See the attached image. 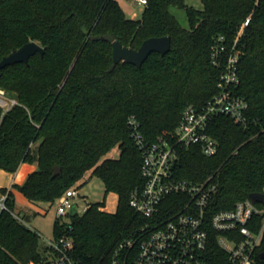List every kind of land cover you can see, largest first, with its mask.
<instances>
[{
  "label": "trees",
  "instance_id": "1",
  "mask_svg": "<svg viewBox=\"0 0 264 264\" xmlns=\"http://www.w3.org/2000/svg\"><path fill=\"white\" fill-rule=\"evenodd\" d=\"M201 1L197 9L186 0H148L141 16L132 18L119 0H0V60L32 40L45 49L28 63L0 69V86L21 102L0 123V168L15 172L37 163L22 184H14L31 202L54 204L88 176L118 196L113 212L98 201L70 214L71 255L79 264H110L116 246L149 221L129 203L131 192L144 185L129 117L151 143L176 128L187 105L202 109L217 93L224 68L213 64V47L223 36L230 49L241 30L237 92L248 102L247 123L215 116L208 132L218 152L208 157L196 145H179L175 173L191 181L213 175L218 190L211 211L263 190L264 0ZM172 7L185 9L188 27ZM111 32L133 48L148 37L170 35L171 49L152 52L141 67L121 61L109 71L112 43L100 36ZM116 146L119 156L107 157ZM56 166L61 173L53 175ZM178 197L184 199L172 194L168 200ZM13 205L10 190L9 210L0 214V264L40 260V235L13 215ZM60 221L58 216L55 237L69 233ZM261 251L264 232L255 264H264Z\"/></svg>",
  "mask_w": 264,
  "mask_h": 264
},
{
  "label": "built area",
  "instance_id": "2",
  "mask_svg": "<svg viewBox=\"0 0 264 264\" xmlns=\"http://www.w3.org/2000/svg\"><path fill=\"white\" fill-rule=\"evenodd\" d=\"M137 1L145 5L148 0ZM241 32L230 49L223 36L218 38L212 52L213 64H224L218 91L202 109L187 105L172 132L165 131L157 140L146 142L135 116L129 117L132 136L141 150L144 178L143 187L131 192L129 203L149 221L136 237L124 239L116 246L110 264L256 263L264 232V187L261 191L263 201L249 197L237 201L232 208L211 211L218 190L213 175L202 181H191L175 173L179 145H196L208 157L218 152V141L208 132L215 116L226 115L236 123H247L248 102L237 92L239 50L235 46ZM17 105H21L19 99L0 86V123ZM9 192L10 189L0 196V214L9 210ZM172 194L184 195V199L168 200ZM78 195L79 188L73 186L59 198L57 214L60 218L70 215L73 207L77 209L74 198ZM60 223L68 225L69 233L49 240L48 249L53 257L25 264H79L71 255L73 240L69 234L72 226L70 222Z\"/></svg>",
  "mask_w": 264,
  "mask_h": 264
},
{
  "label": "rangeland",
  "instance_id": "3",
  "mask_svg": "<svg viewBox=\"0 0 264 264\" xmlns=\"http://www.w3.org/2000/svg\"><path fill=\"white\" fill-rule=\"evenodd\" d=\"M122 7L125 9L128 16L136 12L138 17L141 16L144 4L137 0H119ZM189 6L197 9L203 8L201 0H186ZM171 11L176 15L180 23L184 27H188V20L184 8L172 7ZM35 144L34 150L36 148ZM120 149L118 146L112 149L107 157H118ZM36 162L23 163L17 171L10 172L0 168V196L10 189L14 196L13 213L31 229L39 233L38 251L42 259H50L53 253L48 249L49 240L54 238V223L57 214V205L59 199L54 204L48 202H31L16 188L14 184H22L32 166H36ZM79 195L74 198V203L77 205V210L82 213L88 203L102 201L105 203V209L113 212L117 208L118 196L115 192H106L102 180L96 176H88L86 180L79 182ZM77 187V185H75ZM61 221L70 222V215H65L60 218Z\"/></svg>",
  "mask_w": 264,
  "mask_h": 264
},
{
  "label": "water",
  "instance_id": "4",
  "mask_svg": "<svg viewBox=\"0 0 264 264\" xmlns=\"http://www.w3.org/2000/svg\"><path fill=\"white\" fill-rule=\"evenodd\" d=\"M97 39V37H94ZM100 39L109 41L112 43V64L109 71H112L116 64L121 61H127L138 67H141L144 61L152 52H159L165 55L171 49L172 39L170 35L162 36H151L143 40L139 48H133L131 46L123 45L116 35L111 33H106L100 36ZM36 52L44 53V47L37 41H29L22 46L15 48L8 55H5L0 60V69L7 65H12L18 62H29V58ZM61 173V167L56 166L53 175ZM250 198L256 201H263V195L261 192H254L250 194ZM76 207H73L71 213H76ZM260 257L264 259V251L260 252Z\"/></svg>",
  "mask_w": 264,
  "mask_h": 264
},
{
  "label": "crops",
  "instance_id": "5",
  "mask_svg": "<svg viewBox=\"0 0 264 264\" xmlns=\"http://www.w3.org/2000/svg\"><path fill=\"white\" fill-rule=\"evenodd\" d=\"M131 17H132V18H137V17H138V14H137L136 12H134V13L131 15ZM36 167H37V165H36V166H32V167L30 168V170H29L28 173H30L31 171H33Z\"/></svg>",
  "mask_w": 264,
  "mask_h": 264
}]
</instances>
